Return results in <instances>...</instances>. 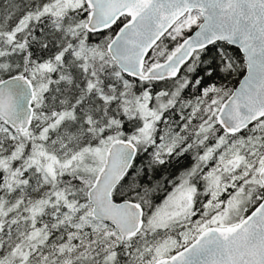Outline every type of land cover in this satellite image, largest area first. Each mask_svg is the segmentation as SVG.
<instances>
[{
    "label": "snow or ice",
    "instance_id": "6c2138e0",
    "mask_svg": "<svg viewBox=\"0 0 264 264\" xmlns=\"http://www.w3.org/2000/svg\"><path fill=\"white\" fill-rule=\"evenodd\" d=\"M0 264H264V0H3Z\"/></svg>",
    "mask_w": 264,
    "mask_h": 264
},
{
    "label": "flooded vegetation",
    "instance_id": "af4514ba",
    "mask_svg": "<svg viewBox=\"0 0 264 264\" xmlns=\"http://www.w3.org/2000/svg\"><path fill=\"white\" fill-rule=\"evenodd\" d=\"M225 74H221L223 76ZM221 76H219V80L221 83H223L224 80L221 79ZM232 77H235L232 75ZM208 82V81H207ZM237 86V85H236ZM196 90L193 89V92ZM147 161L145 160L144 163ZM192 163L190 158H177L176 160H173L169 165L165 166L164 169H162V175L163 179H161L160 183L164 184V181L168 179L169 177L173 176V173H176V175H179L180 172L184 170V168ZM137 164H140V157L137 158ZM172 185L170 183L165 185V188L170 190ZM166 195V191L160 190L155 193V197H158V199H154L155 203L161 202L162 198Z\"/></svg>",
    "mask_w": 264,
    "mask_h": 264
},
{
    "label": "trees",
    "instance_id": "16d2710c",
    "mask_svg": "<svg viewBox=\"0 0 264 264\" xmlns=\"http://www.w3.org/2000/svg\"><path fill=\"white\" fill-rule=\"evenodd\" d=\"M3 3V0H0V4ZM97 38L95 37H90V41L95 42ZM171 46V45H169ZM235 77L229 76L226 80L223 81V83H227L229 87H236V85L238 84L237 81L240 80L242 78V76L234 74ZM209 83L213 82L212 80H208ZM215 83L220 84V80H219V76L215 77L214 80ZM158 87H163V84L158 85L157 87L153 88V91H156L158 89Z\"/></svg>",
    "mask_w": 264,
    "mask_h": 264
},
{
    "label": "water",
    "instance_id": "95a60500",
    "mask_svg": "<svg viewBox=\"0 0 264 264\" xmlns=\"http://www.w3.org/2000/svg\"><path fill=\"white\" fill-rule=\"evenodd\" d=\"M242 79V78H241ZM239 85L237 84V86L236 87H238Z\"/></svg>",
    "mask_w": 264,
    "mask_h": 264
},
{
    "label": "rangeland",
    "instance_id": "374dc122",
    "mask_svg": "<svg viewBox=\"0 0 264 264\" xmlns=\"http://www.w3.org/2000/svg\"><path fill=\"white\" fill-rule=\"evenodd\" d=\"M166 43H167V41H166Z\"/></svg>",
    "mask_w": 264,
    "mask_h": 264
}]
</instances>
